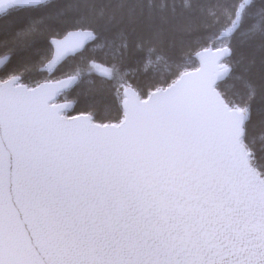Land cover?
Wrapping results in <instances>:
<instances>
[{
    "label": "snow or ice",
    "instance_id": "obj_1",
    "mask_svg": "<svg viewBox=\"0 0 264 264\" xmlns=\"http://www.w3.org/2000/svg\"><path fill=\"white\" fill-rule=\"evenodd\" d=\"M89 6L103 30L80 15L71 20L78 31L58 40L68 8L0 0V16L38 13L0 41V264H264V80L251 78L243 55L233 59L237 47L264 49V0ZM178 7L218 26L225 64L206 70L198 53L204 67L180 71L157 47L152 22L167 23ZM140 17L150 28L134 42L142 60L122 71L135 29L117 25ZM180 30L191 35V19ZM45 35L56 60L93 41V54L111 59L106 79L86 81L95 63L86 59L65 79L24 84L34 69L53 70ZM160 63L176 78L149 83L141 100L129 74ZM83 83L69 103H55Z\"/></svg>",
    "mask_w": 264,
    "mask_h": 264
},
{
    "label": "trees",
    "instance_id": "obj_2",
    "mask_svg": "<svg viewBox=\"0 0 264 264\" xmlns=\"http://www.w3.org/2000/svg\"><path fill=\"white\" fill-rule=\"evenodd\" d=\"M91 0H54V4L58 8H68V23L57 24L55 26V31L58 33L56 37H61L64 33L69 30L77 29L71 23V20L80 15L87 16L90 20L94 22L91 24L92 28H95L98 32L103 30L104 21L95 19V8L90 7ZM97 7L104 4H109L114 7L118 0H94ZM138 0H128V3L135 4ZM171 3L172 0H169ZM233 2V0H229ZM175 3L179 5L180 0H175ZM72 6V7H69ZM126 11V10H125ZM35 11H13L8 15L0 16V41H3L5 36L9 39L11 35L17 30L24 28L30 21V18L37 15ZM168 15L167 23L161 24L160 20L157 18L152 22L151 27L158 29L161 33L160 39L157 43V47L163 51L166 55L171 56L173 60L178 61L181 64L180 71H185L188 69H193L196 67V61L193 58V54L199 49L220 46L223 43L221 40L217 39V28L218 26H205L202 21L197 17L189 18L186 14H182L179 7L177 8V13L175 15ZM120 13H117V18L119 19ZM191 19L195 31L189 35L181 31V27L188 23ZM117 27H128L131 31L133 28L135 31L132 33L131 40L133 46L130 47L127 59L122 68H134L137 66V61L142 60V54L137 52L134 47V42L140 37H147L149 34V23L145 17H140L135 25H127L125 21ZM52 36L45 35L41 38V53L46 54L48 59L51 56V45L50 39ZM223 45V44H222ZM93 41L87 44L80 52L75 55L66 57L61 63L57 65L51 75H48L45 71H40L34 69L33 71L27 73L24 77L23 83L29 86H33L38 82H41L50 78H57L60 76L71 75L74 70L79 66H84L86 59L94 60L95 63H89L90 75L85 77V80H92L96 83L101 82L106 79V74L111 68V59L106 58L103 54L96 53L93 54ZM2 51V49H0ZM243 55L246 62L251 61L249 65V73L251 78L260 83L264 80V49H261L259 42L252 46H245L243 48L237 47L236 56L233 59ZM39 57L34 56L33 62H37ZM15 62V61H14ZM227 62V61H226ZM41 65L37 64V69ZM156 75V79H153V75ZM167 77V79H164ZM176 76L169 75L168 69L163 63L159 65H154L151 72L145 76L143 73L129 74L128 80L133 85L134 88L140 90L139 94L141 97H145L149 93V88L147 85L152 83L153 86H166L172 82ZM87 83L81 84L78 88L72 91H68L67 94L59 95L60 99L72 100L77 92L81 89L87 87ZM69 115H77V111H69Z\"/></svg>",
    "mask_w": 264,
    "mask_h": 264
},
{
    "label": "water",
    "instance_id": "obj_3",
    "mask_svg": "<svg viewBox=\"0 0 264 264\" xmlns=\"http://www.w3.org/2000/svg\"><path fill=\"white\" fill-rule=\"evenodd\" d=\"M78 31V29H72V30H69L67 31L66 33H64L61 37H55L56 39L58 40H64L65 37L68 36L69 33H74ZM218 39V38H217ZM52 40V38L50 39V41ZM92 41L91 40H86L83 47L80 48V49H77L76 51L74 52H69L68 54H66V56L62 57L61 59L59 60H56V57H55V47L54 45H51V56L49 57L48 59V62H51L53 60H55L56 62L53 64V70H48V69H45L44 71L48 74V75H51L54 71V69L57 67V65L59 63H61L66 57L68 56H72V55H75L76 53L80 52L87 44L91 43ZM222 48V47H221ZM221 48H212L211 46L207 47V48H203V49H200L198 51H196L194 54H193V58L195 59L196 63H197V66L198 68H195V69H192V70H186V71H189V72H193L195 73L197 70H200L202 67H204V65H202V62H201V58H200V55H198V53H204L205 54V59H206V63H207V68L206 70H214L215 69V64L213 63V61H218L219 64H225L226 63V57H224L223 55H220L218 54L217 50L218 49H221ZM42 67V66H41ZM69 76V75H67ZM67 76H61V77H58L56 79H49V80H45V81H42L40 83H44L46 81H52V82H55L57 80H61V79H65L67 78ZM172 83V82H171ZM36 86V85H35ZM34 86V87H35ZM168 85L164 86V87H167ZM149 94V93H148ZM148 94L145 98H141V100H147L148 99ZM58 98V96L55 98V100ZM70 100H63V101H58L56 104H64V103H69Z\"/></svg>",
    "mask_w": 264,
    "mask_h": 264
},
{
    "label": "bare ground",
    "instance_id": "obj_4",
    "mask_svg": "<svg viewBox=\"0 0 264 264\" xmlns=\"http://www.w3.org/2000/svg\"><path fill=\"white\" fill-rule=\"evenodd\" d=\"M224 45H222V46H219V47H216V48H221V47H223ZM42 82V81H41ZM38 83H40V82H38ZM37 83V84H38ZM37 84H35V85H37ZM35 85H33V86H35ZM71 101V100H70ZM73 116H75V115H73Z\"/></svg>",
    "mask_w": 264,
    "mask_h": 264
},
{
    "label": "rangeland",
    "instance_id": "obj_5",
    "mask_svg": "<svg viewBox=\"0 0 264 264\" xmlns=\"http://www.w3.org/2000/svg\"><path fill=\"white\" fill-rule=\"evenodd\" d=\"M222 44H223V43H221L220 46H222ZM217 47H219V46H217ZM212 48H216V47H212Z\"/></svg>",
    "mask_w": 264,
    "mask_h": 264
}]
</instances>
